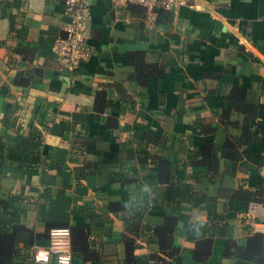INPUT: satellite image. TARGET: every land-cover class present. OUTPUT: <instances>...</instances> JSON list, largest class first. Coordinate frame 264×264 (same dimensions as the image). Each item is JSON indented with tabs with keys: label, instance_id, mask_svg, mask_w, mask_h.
Here are the masks:
<instances>
[{
	"label": "crops",
	"instance_id": "0c3cea01",
	"mask_svg": "<svg viewBox=\"0 0 264 264\" xmlns=\"http://www.w3.org/2000/svg\"><path fill=\"white\" fill-rule=\"evenodd\" d=\"M187 3L90 0L91 54L69 70L52 52L62 1L0 0L15 264H56L34 260L53 227L70 229L71 264H236L226 242L264 234V0ZM136 53L161 74L137 80Z\"/></svg>",
	"mask_w": 264,
	"mask_h": 264
},
{
	"label": "built area",
	"instance_id": "2783aa9c",
	"mask_svg": "<svg viewBox=\"0 0 264 264\" xmlns=\"http://www.w3.org/2000/svg\"><path fill=\"white\" fill-rule=\"evenodd\" d=\"M67 17L61 32L53 41L52 52L56 61L63 67L73 70L85 62L91 48L87 42V29L90 18V0H61ZM115 7L138 6L144 10H173L184 6L187 0H110ZM53 256L56 264H71L72 249L69 227H53L48 231L46 248L36 249L34 260L46 262Z\"/></svg>",
	"mask_w": 264,
	"mask_h": 264
},
{
	"label": "trees",
	"instance_id": "16d2710c",
	"mask_svg": "<svg viewBox=\"0 0 264 264\" xmlns=\"http://www.w3.org/2000/svg\"><path fill=\"white\" fill-rule=\"evenodd\" d=\"M137 59L135 77L137 80L147 78L149 75H159L160 69L155 65L147 64L142 57L141 53H136ZM105 101L102 98V92H96L95 106L98 108V104H103ZM11 157L17 162L21 163L25 156L20 154H12ZM17 167H21L20 165ZM264 203V200H262ZM8 202L0 201V264H15V256L17 255V249L15 245L16 234L20 231H25V227L19 222L17 211L14 210L12 216H8L7 210ZM169 243V242H168ZM227 250L225 255L234 257L236 264H247V262L264 263V234L255 233L248 238L245 245H237L235 242H226ZM168 252H175L176 248L169 244L166 248ZM180 258H176L175 261H179ZM136 261H144L143 259H137ZM159 260V258H158ZM148 258L145 259V262ZM163 261V260H162ZM162 264V263H161Z\"/></svg>",
	"mask_w": 264,
	"mask_h": 264
}]
</instances>
